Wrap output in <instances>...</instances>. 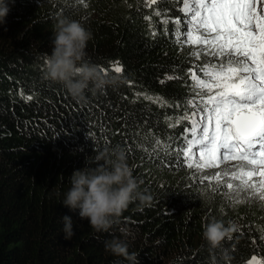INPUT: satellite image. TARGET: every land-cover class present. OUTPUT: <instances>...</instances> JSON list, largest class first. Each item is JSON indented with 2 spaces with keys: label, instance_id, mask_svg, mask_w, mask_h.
Masks as SVG:
<instances>
[{
  "label": "trees",
  "instance_id": "trees-1",
  "mask_svg": "<svg viewBox=\"0 0 264 264\" xmlns=\"http://www.w3.org/2000/svg\"><path fill=\"white\" fill-rule=\"evenodd\" d=\"M154 7L168 9V18H182L178 3L165 0ZM60 17L78 20L92 33L86 48L89 62L99 68L122 62V74L108 72L122 81L118 87L87 92V101L77 103L63 86L44 80V53L51 52L53 25ZM161 20L143 7V0L12 4L0 26V264H127L104 249L105 240L123 238L121 229L130 230L129 251L139 254V264H244L249 254L264 253L258 239L264 233V205H237L226 194L194 182L188 170L152 158L156 137L150 129L159 122L157 137L180 136L184 125L168 129L164 115L184 109L143 98L133 103L134 93L147 91L181 104L190 94L184 70L191 66L192 49L174 42L172 23L165 35ZM174 65L179 66L176 72ZM176 74L184 80L166 79ZM28 95L33 99L27 100ZM137 121L139 128H134ZM116 146L124 150L140 190L152 200L145 206L130 204L119 224L96 233L61 201L70 187L68 177L85 166L86 157L94 149ZM63 215L74 221L71 240L64 239ZM210 220L243 234L234 230L231 241L226 237L210 246L203 239V226Z\"/></svg>",
  "mask_w": 264,
  "mask_h": 264
},
{
  "label": "snow or ice",
  "instance_id": "snow-or-ice-1",
  "mask_svg": "<svg viewBox=\"0 0 264 264\" xmlns=\"http://www.w3.org/2000/svg\"><path fill=\"white\" fill-rule=\"evenodd\" d=\"M164 2L143 0V7L162 17L165 35L172 23L174 42L192 49L191 66L184 70L188 78L184 86L190 94L181 104L147 91L134 93L133 103L143 98L161 107L184 109L179 115H164L168 129L184 125L180 136L157 137L159 122L150 129L156 137L151 141L152 158L167 167L188 170L194 182L226 194L237 205H264V0H170L180 5L182 13V18L174 19L167 17L168 9L154 7ZM149 28L155 39L151 23ZM178 67L174 65L173 71ZM100 69L106 74L124 72L120 61ZM166 79L184 77L176 74ZM139 125L137 121L133 127ZM235 231L243 234L242 229ZM258 239L264 242V233ZM261 257L264 253H254L246 264H264Z\"/></svg>",
  "mask_w": 264,
  "mask_h": 264
},
{
  "label": "clouds",
  "instance_id": "clouds-1",
  "mask_svg": "<svg viewBox=\"0 0 264 264\" xmlns=\"http://www.w3.org/2000/svg\"><path fill=\"white\" fill-rule=\"evenodd\" d=\"M15 0H0V26L6 23ZM92 33L78 20L58 18L53 25L51 52L44 53L43 78L66 89L77 103L87 101V92H102L107 87H118L122 81L103 72L87 60V43ZM124 150L119 146L94 149V155L85 159V166L76 169L68 177L70 187L64 193L61 204L72 212H78L80 220H87L96 232H108L119 224L130 204H150L152 196L140 190V182L133 174ZM63 178V176H60ZM65 240L75 235L74 221L69 215L62 216ZM235 230L222 221L210 220L203 226V239L210 246H217ZM121 237L104 241L106 252L123 257L127 264H139V254L129 251V229H121ZM252 254L249 256V258ZM246 263V262H245Z\"/></svg>",
  "mask_w": 264,
  "mask_h": 264
},
{
  "label": "water",
  "instance_id": "water-1",
  "mask_svg": "<svg viewBox=\"0 0 264 264\" xmlns=\"http://www.w3.org/2000/svg\"><path fill=\"white\" fill-rule=\"evenodd\" d=\"M251 254H249V256H250ZM244 264H246V263H244Z\"/></svg>",
  "mask_w": 264,
  "mask_h": 264
}]
</instances>
